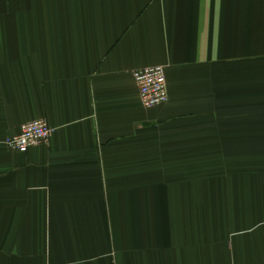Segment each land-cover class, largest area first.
<instances>
[{"label": "crops", "instance_id": "crops-1", "mask_svg": "<svg viewBox=\"0 0 264 264\" xmlns=\"http://www.w3.org/2000/svg\"><path fill=\"white\" fill-rule=\"evenodd\" d=\"M0 264H264V0H0Z\"/></svg>", "mask_w": 264, "mask_h": 264}, {"label": "built area", "instance_id": "built-area-1", "mask_svg": "<svg viewBox=\"0 0 264 264\" xmlns=\"http://www.w3.org/2000/svg\"><path fill=\"white\" fill-rule=\"evenodd\" d=\"M133 76L144 107H154L168 101V83L163 65L137 69ZM52 132L53 127L45 119H36L23 123L17 134L6 139V144L17 151L27 152L32 147L47 144Z\"/></svg>", "mask_w": 264, "mask_h": 264}]
</instances>
